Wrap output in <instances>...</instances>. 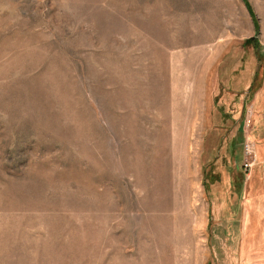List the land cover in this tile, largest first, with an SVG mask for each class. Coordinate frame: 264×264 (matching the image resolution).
<instances>
[{"label": "rangeland", "instance_id": "rangeland-1", "mask_svg": "<svg viewBox=\"0 0 264 264\" xmlns=\"http://www.w3.org/2000/svg\"><path fill=\"white\" fill-rule=\"evenodd\" d=\"M0 264H264V0H0Z\"/></svg>", "mask_w": 264, "mask_h": 264}, {"label": "built area", "instance_id": "built-area-1", "mask_svg": "<svg viewBox=\"0 0 264 264\" xmlns=\"http://www.w3.org/2000/svg\"><path fill=\"white\" fill-rule=\"evenodd\" d=\"M249 144H250V143H249ZM249 144H247V153H248L249 155H251V154L253 153V149L251 148V146H250Z\"/></svg>", "mask_w": 264, "mask_h": 264}]
</instances>
